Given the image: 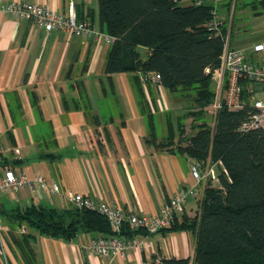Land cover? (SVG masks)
Masks as SVG:
<instances>
[{
	"label": "crops",
	"instance_id": "1",
	"mask_svg": "<svg viewBox=\"0 0 264 264\" xmlns=\"http://www.w3.org/2000/svg\"><path fill=\"white\" fill-rule=\"evenodd\" d=\"M1 1L38 2L64 12L69 0ZM226 1L215 0V4ZM72 2L78 19L100 28L97 0ZM236 6L233 0L228 11L219 7L221 19L227 22L226 42L229 37V46L243 48L255 63L264 62V53L252 47L264 41V0H240L238 5L240 13L256 24L255 38L246 33L232 39L229 32ZM104 34L93 38L45 31L27 19L0 12V176L4 166L30 178L39 173L58 182L62 191L150 216L180 187L194 183L193 160L146 143L147 111L160 123L158 136L162 137L168 133L169 114H165L171 112V104L155 80L138 83L133 72L110 77L105 73L111 42ZM244 87L249 90L251 84ZM177 115L170 114L173 122ZM199 193L197 188V195L186 202L189 216L198 211ZM30 203L72 205L34 184L0 193V208L5 210ZM177 218L179 222L181 214ZM134 231L144 240L143 246L130 249L124 257L91 253L86 243L99 236L93 231H80L70 239L36 233L31 240L35 262L30 264H159L162 258L193 259L194 236L187 230ZM10 262L26 264L20 255Z\"/></svg>",
	"mask_w": 264,
	"mask_h": 264
},
{
	"label": "trees",
	"instance_id": "2",
	"mask_svg": "<svg viewBox=\"0 0 264 264\" xmlns=\"http://www.w3.org/2000/svg\"><path fill=\"white\" fill-rule=\"evenodd\" d=\"M97 5L99 30L113 38L105 73L110 77L133 72L138 83L146 84L157 73L158 84L169 93L196 104V111L178 114L175 123L168 119V133L161 139L155 118L147 111L146 143L193 162L209 159L218 166V183L213 185L209 179L198 186L196 214L183 212L179 222L177 214L169 226L159 230L191 232L193 259L162 258L159 264H264V129H238L249 105L238 110L221 105L212 126L202 110L215 98L213 71L220 67L227 34V22L220 15L219 34L206 25L212 10L216 8L219 14V7H225L228 11L231 0L219 6L213 0L199 4L194 0L186 4L182 0H97ZM141 47L146 53L140 52ZM244 94L248 95L246 88ZM186 114L194 120L189 135L183 134ZM0 216L9 227L12 248L26 264L35 262L31 240L36 233L63 239L80 231L121 237L135 233L124 224L115 235L102 214L73 204L56 208L30 203L10 210L0 208ZM19 227L27 232L14 234L13 229Z\"/></svg>",
	"mask_w": 264,
	"mask_h": 264
},
{
	"label": "built area",
	"instance_id": "3",
	"mask_svg": "<svg viewBox=\"0 0 264 264\" xmlns=\"http://www.w3.org/2000/svg\"><path fill=\"white\" fill-rule=\"evenodd\" d=\"M200 2L201 0H194L195 4ZM2 11L27 19L45 31L63 30L78 36L93 38L102 35V32L90 21L77 19L72 0L68 1L64 12L55 11L49 5L38 2L12 1L3 4L0 0V12ZM219 25L220 17L214 8L212 18L206 26L219 34ZM104 37L108 42L113 39L107 34H104ZM252 47L254 51L264 53V41L256 42ZM213 77L215 98L211 104L210 112L215 115L221 105H225L231 110L242 109L245 105H249L250 110L238 129L242 132L258 128L264 129V62H253L246 57L243 48L231 47L226 42L220 56V67L213 71ZM150 78L157 81L159 75L154 73ZM245 84H251L247 96L244 94ZM257 92H260L261 95ZM2 152L3 150L0 149V154ZM216 165L217 162L203 164L201 161H195L190 163V172L194 178V183L180 187L164 202L158 213L150 216L125 212L116 204L96 202L70 190L62 191L58 182L48 181L42 174L36 173L30 178L24 172L15 171L11 166H4L3 168L0 176V193L17 192L26 185L34 184L39 190L57 194L78 208L97 211L107 219L111 228L117 232L120 231L122 225L127 224L131 230L141 228L147 233H154L169 226L175 215L186 211L187 200L196 196L200 184L209 179L218 183ZM22 230L24 231V228ZM143 241L137 236L99 235L89 238L86 246L91 253L96 255L124 257L130 249L141 248Z\"/></svg>",
	"mask_w": 264,
	"mask_h": 264
},
{
	"label": "rangeland",
	"instance_id": "4",
	"mask_svg": "<svg viewBox=\"0 0 264 264\" xmlns=\"http://www.w3.org/2000/svg\"><path fill=\"white\" fill-rule=\"evenodd\" d=\"M184 2V0H182ZM240 4V0H237V6L235 8V12L234 17H233V25H232V39H234V37L238 38V35L241 34H245L246 33L250 34V35H254L253 38L257 37L256 35H258V30L256 28V24H254L251 20L250 16H246L243 15L242 13H240V8L239 5ZM231 5L233 6V0H231ZM246 29V30H245ZM244 36V35H243ZM145 49H143L142 47L140 48V52L143 54L145 51ZM214 79V77H213ZM214 81V80H213ZM165 94L167 96V100L169 102V104H171V112L165 115H168V118L170 119V114H172L173 116L177 115V114H182L185 112H194L195 110V103L192 101V99H187L184 98L182 96H175L172 93H169L166 89H165ZM211 109V105L207 104L206 106H204L202 108L204 116H205V121L207 122V124L209 126H212L213 122H214V117L215 115L213 113L210 112ZM187 115V114H186ZM192 115H187L186 118L183 120L184 123V128H185V133H183L184 135H189L191 133H193V129L191 126V123L194 122V120H192ZM198 122V121H197ZM175 123V120H174ZM176 127V126H175ZM156 132L158 135L161 134L162 132V128L161 125L158 121H156ZM179 134L177 136L174 137L173 141H177ZM164 137V136H162ZM162 137H159V139H161ZM202 162H205L204 164H207L208 162H210L209 159H204L201 160ZM216 183L213 182V185H215ZM3 226V227H2ZM9 227L2 221V224L0 223V258L2 261V264H11L10 262V258H17L19 257V254L17 253V251H15L12 248V239L9 236ZM14 234L18 235V234H22L25 233L27 231H23L21 227L19 228H14L13 229ZM18 260V259H17Z\"/></svg>",
	"mask_w": 264,
	"mask_h": 264
}]
</instances>
